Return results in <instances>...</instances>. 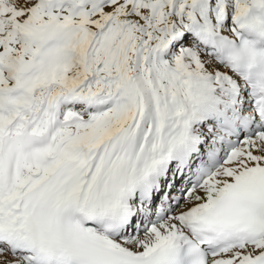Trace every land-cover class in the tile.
<instances>
[{
  "label": "snow or ice",
  "instance_id": "1",
  "mask_svg": "<svg viewBox=\"0 0 264 264\" xmlns=\"http://www.w3.org/2000/svg\"><path fill=\"white\" fill-rule=\"evenodd\" d=\"M0 264H264V0H0Z\"/></svg>",
  "mask_w": 264,
  "mask_h": 264
}]
</instances>
